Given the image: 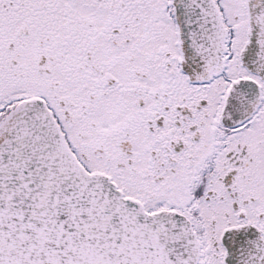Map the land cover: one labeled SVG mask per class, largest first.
Segmentation results:
<instances>
[{"label":"snow or ice","instance_id":"obj_1","mask_svg":"<svg viewBox=\"0 0 264 264\" xmlns=\"http://www.w3.org/2000/svg\"><path fill=\"white\" fill-rule=\"evenodd\" d=\"M0 264H264V0H0Z\"/></svg>","mask_w":264,"mask_h":264}]
</instances>
